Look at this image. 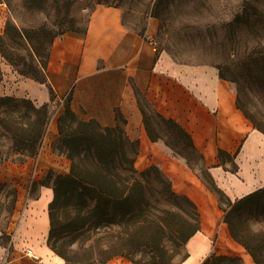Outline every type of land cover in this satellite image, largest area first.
Listing matches in <instances>:
<instances>
[{
    "label": "crops",
    "instance_id": "0c3cea01",
    "mask_svg": "<svg viewBox=\"0 0 264 264\" xmlns=\"http://www.w3.org/2000/svg\"><path fill=\"white\" fill-rule=\"evenodd\" d=\"M8 16V8L0 2V34ZM158 24L150 18L143 32L126 23L121 7L97 5L84 34L66 32L54 39L46 82L14 71L3 76L2 95L42 105L55 98V128L51 125L37 156L24 165H13L27 171L31 182L43 178L44 171L69 170L70 161L52 150L58 138L57 120L67 98L75 113L104 127L116 126L120 114L126 121V137L138 144L137 170L156 167L175 187L197 189L199 196L181 191L196 204L200 225L186 243V257L174 264H203L213 256L235 254L238 245L217 198L195 176L194 157H199L221 191L240 199L264 185V132L238 108L235 86L221 77L217 66L179 62L153 48L148 36ZM141 97L155 113L176 123L190 137L194 157L183 156L162 138L151 137ZM64 161L65 171L57 166ZM53 198V188L41 185L37 196L28 193L18 200L9 225H0V264H68L48 245ZM88 264L143 263L117 256ZM244 264L255 263L247 257Z\"/></svg>",
    "mask_w": 264,
    "mask_h": 264
},
{
    "label": "rangeland",
    "instance_id": "374dc122",
    "mask_svg": "<svg viewBox=\"0 0 264 264\" xmlns=\"http://www.w3.org/2000/svg\"><path fill=\"white\" fill-rule=\"evenodd\" d=\"M0 2L9 10L5 28L8 21H13L19 29L28 30L37 53V55L34 53L29 44L5 45L4 54L8 59L0 54V80L10 71L24 75L21 73L24 67L46 61L51 41L66 32H83L91 12L97 5H115L123 9L125 21L129 26L143 32L150 18L158 21V27L152 34L158 51L169 54L179 62L217 66L220 74L235 86L237 102L241 105L240 110L255 128L264 132V0H0ZM25 76L35 79L31 74ZM141 103L151 137L162 138L175 152L194 157L187 138L173 124L159 119L142 97ZM50 110L55 113L54 104ZM51 120L46 136L52 131L51 125L55 128ZM194 158L195 176L214 194L219 208L228 209L229 203L233 204L238 199L230 198L223 191L222 198L217 195L213 191V187L217 186L210 173L203 169L199 157ZM57 166L64 170L65 161L59 162ZM70 168L71 162L69 170L63 174H68ZM48 172L49 170L44 171L43 178L31 182V176L27 171L17 168L12 162H7L0 167V183H13L18 189V200L28 193L30 196H37L41 184H35V181L44 180ZM47 182L52 186V180ZM173 188L181 195V191H187L193 196H199L196 188L174 185ZM261 188H264V185ZM4 196H0V203L5 200L7 205L11 198ZM49 210L54 235L48 239V245L69 264H88L117 256L147 263L174 264L186 256V236L195 225L194 219L188 214L180 216L167 213L162 215L159 224L152 226L142 224L117 226L104 223L97 228L78 230L77 223L70 217L69 207L62 204ZM7 211V207H4L0 215V225L3 228L8 226L12 219L7 217ZM222 212L225 216L224 211ZM235 231L244 244L232 237L238 245L237 252L233 255L214 257L209 264H244L247 257L255 264H264V194L240 210L239 217L236 218ZM118 233L124 237V241L109 243L111 236Z\"/></svg>",
    "mask_w": 264,
    "mask_h": 264
},
{
    "label": "trees",
    "instance_id": "16d2710c",
    "mask_svg": "<svg viewBox=\"0 0 264 264\" xmlns=\"http://www.w3.org/2000/svg\"><path fill=\"white\" fill-rule=\"evenodd\" d=\"M85 32L86 29L79 34ZM24 44H29L34 53L36 52L28 30H21L13 21H8L4 34H0V54L8 59L4 54L5 45ZM48 58L49 55L44 62L39 61L35 65L24 67L21 73L24 76L31 74L37 81L46 82ZM54 102L55 98L38 106L27 98L0 96V167L7 162L24 165L27 160L38 155L53 114L50 107ZM237 106L241 109L240 103L237 102ZM155 114L162 121L173 124L192 145L190 137L176 123ZM125 123L120 114H117V124L113 127H104L95 120H85L71 109L70 98H67L65 110L57 120L58 138L54 141L52 150L71 162L70 172L63 174L49 170L46 178L35 181V184L51 186L47 181L52 180L54 198L49 209L62 204L69 207L70 217L77 223L78 230L97 228L104 223L117 226H152L159 224L163 214H188L194 219L195 225L186 236L187 243L200 225V213L196 204L187 196L178 194L171 180L156 167L137 170L135 162L138 144L126 137ZM213 191L222 198L223 192L218 187L214 186ZM263 194L264 188H260L233 204L230 202L228 209H222L232 237L240 243L243 242L235 231L236 218L245 205ZM1 195L11 200L7 205L5 200L0 203V215L2 209L7 207V217L11 219L16 210L18 189L13 183L1 182ZM50 218L49 239L54 235L51 215ZM121 241H124V237L118 233L111 236L109 243ZM213 258L214 256L203 264H209Z\"/></svg>",
    "mask_w": 264,
    "mask_h": 264
},
{
    "label": "built area",
    "instance_id": "2783aa9c",
    "mask_svg": "<svg viewBox=\"0 0 264 264\" xmlns=\"http://www.w3.org/2000/svg\"><path fill=\"white\" fill-rule=\"evenodd\" d=\"M149 42L153 45V48L157 50V43L152 36H148Z\"/></svg>",
    "mask_w": 264,
    "mask_h": 264
}]
</instances>
